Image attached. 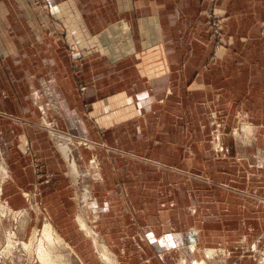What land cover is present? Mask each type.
I'll return each mask as SVG.
<instances>
[{"label": "crops", "instance_id": "1", "mask_svg": "<svg viewBox=\"0 0 264 264\" xmlns=\"http://www.w3.org/2000/svg\"><path fill=\"white\" fill-rule=\"evenodd\" d=\"M0 159L84 264H257L264 0H0Z\"/></svg>", "mask_w": 264, "mask_h": 264}, {"label": "rangeland", "instance_id": "2", "mask_svg": "<svg viewBox=\"0 0 264 264\" xmlns=\"http://www.w3.org/2000/svg\"><path fill=\"white\" fill-rule=\"evenodd\" d=\"M218 23H220V21H218L216 18L211 16L207 18V24L211 25L212 27ZM242 123L243 121H239L236 127L240 132ZM6 169L7 167L4 165V163H2V159H0V264H40L38 258L39 245H42L48 250L46 243L41 240V231L44 224L46 222L52 224V227L56 233H58L64 239L63 234L59 233L57 226L52 221V219H54L56 216L57 210H54L55 213H53L50 209L43 205L39 191L35 193L36 196H34V194L28 195V193L25 195L28 199L25 206L21 208L11 207L9 202L6 200V194H4V191H2L3 186L6 184L5 180H7V176H5L7 175ZM42 178V176H39L37 178V183H40L43 180ZM231 200H233V198H231ZM23 217L24 219L27 218L28 220H24ZM24 226L25 228H23ZM64 240L69 244L68 240ZM255 242L258 247L257 250L253 248ZM248 249L253 250L251 253L254 254L253 258L257 264H264V230L260 232L257 239L250 242ZM62 253L66 257L65 262H67V264L83 263V261L80 260L76 254H69V257L71 256L70 259L67 256L68 252L62 250Z\"/></svg>", "mask_w": 264, "mask_h": 264}, {"label": "bare ground", "instance_id": "3", "mask_svg": "<svg viewBox=\"0 0 264 264\" xmlns=\"http://www.w3.org/2000/svg\"><path fill=\"white\" fill-rule=\"evenodd\" d=\"M46 84V83H45ZM35 94V93H34ZM52 97V96H51ZM53 99V98H52ZM52 101V100H51ZM253 128V127H252ZM251 126H249L248 124L245 126V128L243 129V132L240 133V137L241 138H245L244 136H246V133L251 132ZM53 133V132H52ZM55 134V133H54ZM56 136V135H55ZM59 138V137H58ZM67 140V139H66ZM73 142V141H72ZM67 144V143H66ZM68 147L70 144H67ZM71 151V150H70ZM68 155V154H67ZM73 160V159H72ZM68 161V160H67ZM75 164V163H74ZM78 173V172H77ZM80 175V174H79ZM6 176V175H5ZM76 177V176H75ZM87 195V194H86ZM86 200V199H85ZM6 209V208H5ZM4 210V209H3ZM20 211V210H19ZM5 212V211H4ZM14 212V211H13ZM25 213V212H24ZM23 213V214H24ZM4 215V214H3ZM29 215V214H27ZM21 218V217H20ZM24 219V217H23ZM27 219V218H26ZM24 219V220H26ZM19 220V219H18ZM23 220V221H24ZM28 220V219H27ZM22 222V221H21ZM24 223V222H23ZM27 223V222H26ZM81 223L83 226L86 227V224L84 223L83 220H81ZM25 225V224H23ZM25 228V226L23 227ZM22 228V229H23ZM88 231H90V229L88 227H86ZM21 229V228H20ZM92 230V229H91ZM193 230V229H192ZM93 231V230H92ZM41 240L46 243V245L48 246V250L45 249V247H43L42 245H39L38 247V258H39V262L40 264H67V262H65L66 257L65 255L62 253V250H65L66 252H68L67 256L69 257V254H75L73 248L58 234L56 233V231L53 229L52 224H50L49 222H46L42 228L41 231ZM190 232V231H189ZM37 235V234H35ZM99 235V234H98ZM39 236V235H38ZM10 237V236H9ZM12 238V237H11ZM37 238V237H36ZM257 239V237H256ZM36 240V239H35ZM105 240V239H104ZM96 241V240H95ZM11 242V241H10ZM106 242V240H105ZM42 243V242H41ZM101 243V242H100ZM109 247V246H108ZM191 247L194 248V245L191 244ZM9 248V247H8ZM254 249H258L257 244L255 242V244L253 245ZM62 249V250H61ZM106 248L104 247L103 243H101V253H100V261H102L103 263H110L111 261H113L112 258H110L107 254V252L105 251ZM33 251V250H32ZM35 251V249H34ZM110 251V250H109ZM207 254L208 255H212L213 252L211 251V249H207ZM264 253V251H263ZM71 257V256H70ZM69 257V258H70ZM68 259V258H67ZM71 259V258H70ZM117 259V258H116ZM186 259V258H183ZM205 261V260H204ZM72 262V261H70ZM202 260L199 262L202 264ZM69 263V262H68ZM120 264V263H119Z\"/></svg>", "mask_w": 264, "mask_h": 264}, {"label": "built area", "instance_id": "4", "mask_svg": "<svg viewBox=\"0 0 264 264\" xmlns=\"http://www.w3.org/2000/svg\"><path fill=\"white\" fill-rule=\"evenodd\" d=\"M218 28H219V23L215 24V26L213 27L215 35L219 34V29Z\"/></svg>", "mask_w": 264, "mask_h": 264}]
</instances>
